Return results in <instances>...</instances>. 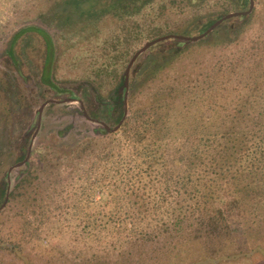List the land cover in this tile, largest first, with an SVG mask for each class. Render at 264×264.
Masks as SVG:
<instances>
[{"label":"rangeland","instance_id":"374dc122","mask_svg":"<svg viewBox=\"0 0 264 264\" xmlns=\"http://www.w3.org/2000/svg\"><path fill=\"white\" fill-rule=\"evenodd\" d=\"M65 1L0 0V50L20 26L28 23L42 25L54 40L58 80L67 84L87 81L106 98L119 91L129 57L145 40L170 32L186 34L183 30L191 26L198 15L217 10L228 2L153 0L138 11L133 4L124 12L107 8L111 0H94V7L103 9L100 10L101 16L75 18V6ZM64 7L67 15L62 13ZM227 23V26L222 25L211 34L178 48L167 42L169 38L146 48L130 69L128 110L118 129L94 133L88 122L78 118L75 129L64 138L48 139L45 134L41 137V145L33 150L29 171L15 187L6 208L0 212V264H91L89 257L98 246L92 244L95 242L91 240L89 227L83 226L89 221L87 215L80 213L76 204L84 201L88 187L95 184L92 178L102 166L97 157L100 147L116 151L117 144L126 146L129 140L122 133L124 121L133 119L134 110L142 114L154 96L163 101L171 97L177 100L179 96L182 102L176 103V108L169 107L166 102L167 108L175 113L185 107L201 108L204 103L217 101L223 107H220L221 127L240 129L251 125L258 115L260 120L263 119L264 0H255L250 13L242 18H231ZM32 31L24 32L20 43L31 46L37 39L42 45L43 41ZM115 34L121 40L115 44L108 42L109 36L115 37ZM230 67L231 77L236 72H244L251 80L247 86L241 78L235 79L243 87L236 91V96L225 91L230 81L223 78L222 73ZM219 84L215 97L214 86ZM158 90L163 95L156 94ZM109 107L106 104L102 108ZM144 117L149 121L147 126L152 132L142 130V135H138L142 138L140 144L165 134H177L172 128L177 124L173 115L168 122L158 114L151 122L148 114ZM129 137L136 138L135 135ZM82 147H87L86 153ZM107 165H112L111 173L104 180L110 177L118 184L119 173L115 164L108 162ZM123 177L128 178L126 175ZM155 185L164 186L161 181ZM123 188L131 189L125 185ZM129 194L135 196L136 192L132 190L126 195ZM99 197L98 192L93 194L94 199ZM162 200L159 198L158 203ZM134 213L131 208L130 216ZM94 216L97 225L107 219V215L101 212ZM102 233L105 232L99 234ZM124 233L120 228L110 232L115 237ZM162 234L166 236L165 232ZM173 239L168 236L169 241ZM148 242L150 240L139 245L140 252L149 247ZM253 259L259 260L256 264H264L258 254L250 264H253Z\"/></svg>","mask_w":264,"mask_h":264},{"label":"trees","instance_id":"16d2710c","mask_svg":"<svg viewBox=\"0 0 264 264\" xmlns=\"http://www.w3.org/2000/svg\"><path fill=\"white\" fill-rule=\"evenodd\" d=\"M152 1L111 0L107 8L127 12L134 4L138 11ZM65 2L75 6V18L101 16L103 11L94 7V0ZM66 9H62L64 15ZM117 35L109 36L108 42L121 40ZM230 69L222 73L230 81L225 91L236 96L243 87L235 79L241 78L247 86L251 80L244 72L231 77ZM220 86H214L215 97ZM178 98H168V106L176 108L182 102ZM167 101L154 96L142 114L134 110L133 119L127 118L122 129L128 144H117L116 151L102 146L97 153L102 166L92 178L95 184L88 187L84 201L76 204L87 215L89 221L83 226L89 227L92 244L98 246L90 263L250 264L257 254L264 263V108L263 119L258 115L248 127L236 129L220 126L223 107L217 101L177 113L167 108ZM145 114L150 122L156 114L167 122L173 115L177 124L172 128L177 134L140 144L141 131L152 132ZM81 150L86 153L87 147ZM108 162L116 166L118 184L110 177L104 180L111 173ZM158 181L164 186L155 185ZM132 190L137 196L126 195ZM96 192L99 199L93 198ZM159 198L163 199L160 203ZM131 208L135 215L130 216ZM97 212L107 215L100 225L95 223ZM119 228L125 231L123 236L110 234ZM149 240V247L140 252L139 245ZM258 261L253 259V264Z\"/></svg>","mask_w":264,"mask_h":264},{"label":"flooded vegetation","instance_id":"af4514ba","mask_svg":"<svg viewBox=\"0 0 264 264\" xmlns=\"http://www.w3.org/2000/svg\"><path fill=\"white\" fill-rule=\"evenodd\" d=\"M249 2L228 0L219 9L198 15L183 31L200 33L226 13L246 10ZM245 16L224 17L205 35L222 25L227 26L231 18ZM18 30L8 37L0 50V212L29 171L33 150L41 145L39 141L44 134L48 139L64 138L75 129L78 118L88 122L94 133L111 132L124 113V100L119 91L106 98L87 81L67 84L58 80L55 73L57 54L48 29L28 23ZM29 30L35 31L42 45L37 39L31 46L20 43L24 32ZM106 104L110 105L108 110L102 108ZM101 122L109 125L110 130Z\"/></svg>","mask_w":264,"mask_h":264},{"label":"water","instance_id":"95a60500","mask_svg":"<svg viewBox=\"0 0 264 264\" xmlns=\"http://www.w3.org/2000/svg\"><path fill=\"white\" fill-rule=\"evenodd\" d=\"M254 4V0H250L249 2V7L246 10H238V11H230L228 13H226L225 15H223V17H221L220 19L216 20L215 22H213L209 27H207V29H205L204 31L200 32V33H194V34H188V33H177V32H170V33H165L156 37H153L151 39L145 40L142 45L140 47H138L133 53L132 55L129 57L124 70L122 72V78H121V82L119 84V93L122 94L123 100H124V113L122 115V118L120 119V121L111 129V131L116 130L119 128L121 122L123 121V119L125 118V116L127 115V96H128V90H129V74H130V69L133 66L134 62L138 59L139 55L146 49L148 48L150 45L160 41V40H169L167 42L172 43L173 46L175 47H181L183 45H187L188 43L198 40L199 38L203 37L209 30H211L213 28V26L216 25V23H218L222 18L224 17H230L233 15H241V16H245L247 15L250 10L252 9ZM101 125L104 126L107 130H110L109 125H107L104 122H101ZM109 132V131H107Z\"/></svg>","mask_w":264,"mask_h":264}]
</instances>
